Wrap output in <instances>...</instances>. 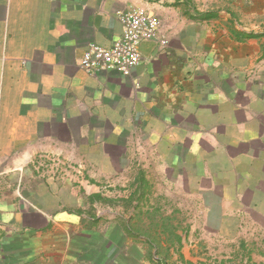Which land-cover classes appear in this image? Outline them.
Returning a JSON list of instances; mask_svg holds the SVG:
<instances>
[{
	"label": "crops",
	"instance_id": "0c3cea01",
	"mask_svg": "<svg viewBox=\"0 0 264 264\" xmlns=\"http://www.w3.org/2000/svg\"><path fill=\"white\" fill-rule=\"evenodd\" d=\"M256 4L0 0V264H144L124 216L96 209L149 174L218 239L264 232V40L234 36L258 32ZM134 7L168 44L143 42L130 75L84 71Z\"/></svg>",
	"mask_w": 264,
	"mask_h": 264
},
{
	"label": "rangeland",
	"instance_id": "374dc122",
	"mask_svg": "<svg viewBox=\"0 0 264 264\" xmlns=\"http://www.w3.org/2000/svg\"><path fill=\"white\" fill-rule=\"evenodd\" d=\"M255 1L257 2L256 7L258 10V16L255 21L258 28L257 33H263L264 0ZM244 2H247V0H234V3L239 4V8L236 11L240 12L242 18L244 16L245 18L248 17V10L243 5ZM235 7H237L236 4ZM149 175L150 178L148 180L145 172L147 181L145 182V186L147 185L148 187L145 199H142V201L137 200L134 204L130 205L123 202L122 199L124 197L135 191V182L131 186L130 184H125L123 187L120 185L112 186L107 188L106 192H108L107 195L114 201V204L108 203L107 205L99 206L96 209L97 214L106 218L114 216V219L115 216L118 218L120 215H123L124 221L129 220L147 232L154 231L152 230L155 228L154 224H162L163 221L169 220L170 227L178 229V233L182 235L183 243L185 241L187 245L184 251L189 260L186 261L185 257L182 259V250L181 252H175L174 248L171 247L169 255L164 256L167 258L168 264H186V262L192 264H248V262L264 264V232L252 230L248 233L246 239H239L237 240L238 242L222 241L202 228V217L199 214L190 213L191 208L185 206L183 198L171 192L168 185H161L152 181L151 174ZM134 206L137 207L134 208ZM122 207H124V214H121L122 210L120 208ZM148 209H150V213H153V215L149 216L147 214L149 212ZM115 212L119 214L108 216L109 213ZM185 238L186 240H184ZM131 239L137 244L142 245L147 255L148 245L146 238L140 235L138 239ZM164 247H169V243H165ZM145 258L144 264H152L147 260V257Z\"/></svg>",
	"mask_w": 264,
	"mask_h": 264
},
{
	"label": "built area",
	"instance_id": "2783aa9c",
	"mask_svg": "<svg viewBox=\"0 0 264 264\" xmlns=\"http://www.w3.org/2000/svg\"><path fill=\"white\" fill-rule=\"evenodd\" d=\"M123 26L122 35L109 47L90 44L83 54L80 67L89 74L117 72L130 75L141 64L140 45L146 41L162 46L168 44V36L161 19L141 7L119 13Z\"/></svg>",
	"mask_w": 264,
	"mask_h": 264
},
{
	"label": "trees",
	"instance_id": "16d2710c",
	"mask_svg": "<svg viewBox=\"0 0 264 264\" xmlns=\"http://www.w3.org/2000/svg\"><path fill=\"white\" fill-rule=\"evenodd\" d=\"M234 36L238 39L243 38H252V39H258V40H264V32L263 33H244L241 31H234ZM143 179V178H142ZM138 180L134 183L136 186V190L130 196L128 199H125L124 202L127 204H134L135 201H142V199H145L146 193L148 191L147 185L145 186L144 180ZM143 192L141 193V191ZM93 199H100V195H94L92 196ZM137 206H134L136 208ZM140 208V207H138ZM143 208V207H142ZM137 210V209H136ZM149 212L147 213L149 216L153 215V213H150V209H148ZM144 215V213H142ZM169 220L163 221L162 224H154L155 228L152 229L154 231L147 232L141 229V227H138L137 224L132 223L131 221L127 220L124 223V230L128 234L130 238L138 239L139 236H143L146 238V243L148 245V251H147V260L150 261L152 264H168V260L165 255H169L168 253L171 250V247L174 248L175 252H181L183 247V238L182 235L178 233V229H173L169 225ZM169 243V247L165 248L164 244ZM182 256V255H180ZM183 259V256H182ZM184 261V260H183ZM186 264H192L186 262ZM248 264H254L251 262H248Z\"/></svg>",
	"mask_w": 264,
	"mask_h": 264
}]
</instances>
